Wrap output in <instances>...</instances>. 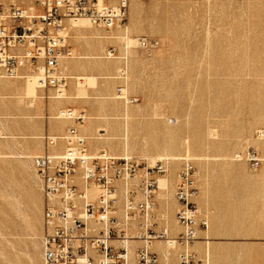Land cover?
<instances>
[{
    "label": "rangeland",
    "instance_id": "374dc122",
    "mask_svg": "<svg viewBox=\"0 0 264 264\" xmlns=\"http://www.w3.org/2000/svg\"><path fill=\"white\" fill-rule=\"evenodd\" d=\"M100 2L115 8L121 0ZM0 3L35 8V0ZM125 5L121 23L80 19L86 28L81 32L65 23L71 53L57 70L65 77L61 91L76 93V99L57 103L56 88L37 87L34 77L33 83L23 72L9 76L0 68V79L13 81L0 83L6 94L0 97V264H44V201L32 157L48 152L49 135L63 136L69 126L85 136L90 154L167 165L158 177L156 219L159 227L166 221L179 226L173 235L183 231L175 219L176 175L190 159L198 188L193 200L198 217L207 221L206 229L194 227L196 238L188 244L195 264H264V0ZM108 29L112 38L91 33ZM63 63L69 68L62 69ZM29 81L33 91L19 99L16 93ZM60 109L81 118H55ZM55 120L64 123L52 128ZM87 136L111 137L113 144L126 138L128 144L92 150ZM55 142L63 151L65 141ZM247 149L260 158L256 169L243 157ZM156 242L164 262L178 264L184 246L167 249Z\"/></svg>",
    "mask_w": 264,
    "mask_h": 264
},
{
    "label": "built area",
    "instance_id": "2783aa9c",
    "mask_svg": "<svg viewBox=\"0 0 264 264\" xmlns=\"http://www.w3.org/2000/svg\"><path fill=\"white\" fill-rule=\"evenodd\" d=\"M125 2L108 8L98 0H35L34 10L4 8L0 3V68L9 76L23 72L21 76L34 77L37 87L61 90L65 77L58 73V63L71 53L65 23L80 19L103 26L121 23L127 16ZM67 114L81 118L71 110ZM61 138L66 144L63 151L32 157L44 201V264H158L155 241L184 246L177 254L178 264H195L188 244L196 238L194 227L206 229L207 221L198 217L193 200L198 188L190 159L176 175L175 219L183 231L173 235L156 219L158 177L166 164H141L105 151L90 154L74 126ZM243 157L251 168L259 166L255 150L247 149ZM91 188L96 189L94 196ZM132 226L138 231L136 246L128 242Z\"/></svg>",
    "mask_w": 264,
    "mask_h": 264
},
{
    "label": "bare ground",
    "instance_id": "6f19581e",
    "mask_svg": "<svg viewBox=\"0 0 264 264\" xmlns=\"http://www.w3.org/2000/svg\"><path fill=\"white\" fill-rule=\"evenodd\" d=\"M98 3H101L100 2V0H98ZM76 24V25H75ZM79 24H80V21L79 20H75V21H72L71 22V26L72 27H75L76 28V32H81V31H84V30H86V28L85 27H83V26H79ZM65 30V29H64ZM91 33H93L97 38H100V39H102V38H112L113 37V32H110V29H108V30H105V31H101V30H92V32ZM124 38H126V36L124 37ZM131 40V39H130ZM126 43H128V41L126 40ZM96 57H93V61H96V62H98V60L97 59H95ZM87 59V58H86ZM89 61V60H88ZM98 63H101V65L103 64V65H105V63L104 62H101V61H99ZM62 69H68L69 68V64L68 63H63L62 64ZM91 68V67H90ZM2 77V76H1ZM76 78H82L81 76H75ZM2 82H13V81H11V80H8V79H0V83H2ZM23 90H24V92L22 93V92H17L16 94L18 95L17 97L19 98V99H21L22 97H23V95L25 94V95H28L29 94V90L27 89V88H23ZM58 93H56V94H58V96H57V103H59V102H61L63 99H76L77 97H78V95L76 94V93H73L72 91H68V92H62L61 90H58L57 91ZM6 94L5 93H3V92H1L0 91V97H2V98H4V96H5ZM127 100H128V98H127ZM70 109V108H69ZM73 113H75L73 110H71ZM68 110H66V109H60L58 112H57V115L56 116H54L55 118H58V117H63V118H66V119H68L69 118V116H68ZM127 114V113H126ZM71 119V118H70ZM62 123H64V121H61V120H55V121H53L52 123H51V127L52 128H60L61 127V125H62ZM64 126V125H63ZM84 126V125H83ZM50 127V126H49ZM87 129H89V127L88 126H86L85 128H84V131H86ZM212 133V132H211ZM210 133V134H211ZM83 136V135H82ZM213 136V135H212ZM215 136V135H214ZM46 137V136H45ZM61 136L60 135H49V139H50V143H51V146H49V148L47 149L48 150V153L49 154H57L58 153V150H59V148H60V145H56V142H55V139L56 138H60ZM84 138H85V136H83ZM264 137V136H263ZM87 138H88V143L90 144V146H91V148H92V150H97L98 149V147L99 146H103L104 144H107L109 147H113V145L114 144H116V143H121L122 145H123V147H125V146H127V140H126V138H124V137H122V138H124V140H122V141H116V143H112V138L111 137H103V138H92V137H88L87 136ZM103 141V142H100V141ZM120 140V139H119ZM185 140H187V138L185 139ZM111 141V143H109ZM60 142V141H59ZM147 143V142H146ZM186 143V146L188 147V143L187 142H185ZM131 145V144H130ZM46 148V147H45ZM45 148H44V150H45ZM131 148V147H130ZM167 150V149H166ZM165 151V150H164ZM168 151V150H167ZM166 152V151H165ZM187 154V153H186ZM166 154H164V156L163 157H167V156H165ZM236 155V154H235ZM185 156H187V155H185ZM144 157V156H143ZM161 157V156H160ZM154 158V157H153ZM170 158V157H169ZM166 159V158H165ZM164 186L167 188V186H166V184H164ZM166 190V189H165ZM167 191V190H166ZM90 194L92 195V196H94L95 194H96V189L95 188H91L90 189ZM165 226L168 228V230H170V232H172V233H176L178 230H179V226H177L175 223H170V222H167L166 221V223H165ZM182 229V228H181ZM183 230V229H182ZM128 235H130V239L128 240V242L133 246L134 245V243H137V241L139 242V240L138 239H136L135 237H136V235H137V233H138V231H136V229H135V227L134 226H132V228L131 229H129L128 230ZM208 239V238H207ZM155 243H159V242H156L155 241ZM164 244L166 245V248L168 249V248H171V247H173L175 244L177 245V243L176 242H174V243H172V244H168V243H166V242H164Z\"/></svg>",
    "mask_w": 264,
    "mask_h": 264
},
{
    "label": "crops",
    "instance_id": "0c3cea01",
    "mask_svg": "<svg viewBox=\"0 0 264 264\" xmlns=\"http://www.w3.org/2000/svg\"><path fill=\"white\" fill-rule=\"evenodd\" d=\"M33 83H34V78L33 77H30L29 78ZM31 81H29V82H27L28 84H27V86L25 87V88H27L28 90H29V94L33 91V89H32V86H31ZM35 84V83H34ZM164 184H166V186H167V183H165L164 182ZM163 184V185H164ZM166 223V222H165ZM164 223V224H165ZM138 242V241H137ZM139 243V242H138ZM137 243H134V245L133 246H135ZM161 243H154V248L156 249H158V247H160L161 245H160ZM158 264H166L165 262H164V258H163V255L162 254H160L159 252H158Z\"/></svg>",
    "mask_w": 264,
    "mask_h": 264
}]
</instances>
